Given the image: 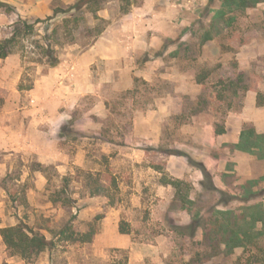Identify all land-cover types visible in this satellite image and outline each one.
Returning a JSON list of instances; mask_svg holds the SVG:
<instances>
[{
    "label": "rangeland",
    "instance_id": "obj_1",
    "mask_svg": "<svg viewBox=\"0 0 264 264\" xmlns=\"http://www.w3.org/2000/svg\"><path fill=\"white\" fill-rule=\"evenodd\" d=\"M76 1L0 0L14 8L0 4V41L19 17L45 20L0 60V115H9L0 118V229L23 224L53 241L23 259L0 233V264H264V225L251 220L264 211V158L213 130L244 110L247 92L224 88L240 73L264 102V3L231 12L225 0H110L68 23L73 39L58 26L51 66L42 59L45 37L66 13L49 27L46 19ZM95 15L109 23L97 38ZM259 110L257 124L243 129L264 133ZM198 163L217 190L202 192ZM165 179L185 181L191 211L207 223L195 236ZM221 190L236 197L228 206ZM227 209L257 237L232 253L210 234L209 219ZM67 227L69 238L59 235Z\"/></svg>",
    "mask_w": 264,
    "mask_h": 264
},
{
    "label": "trees",
    "instance_id": "obj_2",
    "mask_svg": "<svg viewBox=\"0 0 264 264\" xmlns=\"http://www.w3.org/2000/svg\"><path fill=\"white\" fill-rule=\"evenodd\" d=\"M107 1L110 0H78L75 3L69 5L66 9H56L54 11V15L46 19V21H50V23H48V27L55 25L54 23H51V21L56 18L57 14L63 12L66 13V16L61 24L55 25V27L52 29L51 34L46 35L45 45L41 52L43 53L42 59L43 57L47 58L46 63H49L51 66H54L58 63V57L53 45H57L59 43L60 34H57L59 25L66 29L65 31H62V36L65 34V36H69L71 39H73L74 36L71 34L72 29L69 30L70 27L68 26V23L71 22L72 19H74L75 23L79 21V19L81 18L80 13L85 9L91 11L93 14H97V12L104 9V4ZM225 3L229 8V11L236 12L255 7L260 3H264V0H225ZM0 4L6 6L10 10L14 9L13 7L5 3L0 2ZM223 12L224 11H222L220 14L222 15V17H225V13ZM95 18L98 20L99 25L96 32L94 33V36L97 38L108 27L109 23L104 18H101L97 15H95ZM230 20L233 19H229V21ZM43 21L45 20L37 19L31 22L29 20L23 19L22 17H19V19L12 26V35L0 41V60L6 59L11 54H14L15 48L20 42V39L18 38L23 34L25 35L33 32L35 29V25L38 22ZM210 36L211 35L205 37L203 43L210 41ZM206 77L207 74H204L201 77L198 76L197 83L203 84ZM244 82V73H240L237 79L230 80L228 85H226L224 88L225 90L233 91V95L238 96L251 90V88L245 85ZM261 97L262 93L257 92V104L259 106L264 105ZM219 98H223L222 93H219ZM215 132L217 135L223 134L225 133V127L219 124H215ZM233 146L234 149L242 150L248 153L258 152L260 156L264 158V133H258L254 127L246 126L242 130L239 143ZM197 167L203 173V180L201 181L202 192L205 193L217 190L215 181L207 168L201 163H198ZM163 182L164 184L172 185L176 190L173 204H181V208L188 210V212H190L192 216L191 222L188 223L187 226L183 227L188 230L187 234L192 237L195 236L199 228H206L207 223L203 221L202 215H200V211H197L196 213L191 211L192 205L195 204L193 199H191L189 195L184 192L185 188H187L185 181L180 179H165ZM242 188L247 190L248 187L242 186ZM220 192L223 195L221 203H223L224 206H228L230 202H232L233 199L236 198L227 191L221 190ZM221 215V217H217L214 220L209 219V221L213 222L212 228L210 229L212 233L210 234L215 235L214 241H222V243L227 246V248H229V252L232 253L236 248H246L247 244H253L257 240L256 235L249 231L248 228L246 229L245 227H243V225H241L240 223V219L234 218L235 216L233 215V213H230L228 209L224 212H221ZM231 217H233L234 219H232ZM251 220L253 222V225H255L256 223H262L264 225V211L262 209L257 210L256 215H253L251 217ZM246 223H248V221H246ZM249 228L251 229L252 227ZM69 230L70 228L67 227L62 229L58 233L61 236L65 235L67 236V238H69L68 235H66ZM123 232L125 231L123 230ZM0 233L10 253L13 256H19L23 259L36 258L42 252L49 249L53 245V241L48 240V238L44 234L39 231H35L34 229L29 228L23 224L3 227L0 229ZM92 234H90V237ZM259 234H261L264 239V232H261ZM89 240L90 239H88L87 241Z\"/></svg>",
    "mask_w": 264,
    "mask_h": 264
},
{
    "label": "crops",
    "instance_id": "obj_3",
    "mask_svg": "<svg viewBox=\"0 0 264 264\" xmlns=\"http://www.w3.org/2000/svg\"><path fill=\"white\" fill-rule=\"evenodd\" d=\"M172 5L176 6V4H172ZM145 6L152 8L153 5H152V3H147V4H145ZM153 13L154 12H152V14ZM141 14L144 15V16L146 15L144 13V10H143V13H141ZM141 14H140V16H142ZM158 14L159 13L156 12V17L158 16ZM162 16H164V15H161L160 18H163ZM142 42L149 43L147 40L146 41H142V39H135L132 42V44L135 45V46L136 45L137 46H141ZM99 44H100V41L96 44V47H98ZM134 54H135L134 51H132V52L129 51L128 53L126 52L125 54L117 53L115 57L122 58L124 56H130V55L132 56ZM114 55H115V53H113V56ZM246 97H247V99H246L247 103H246V105L244 107L243 112H241L239 114H235V115H233V114L229 115L228 122L225 125V133L217 135L216 132H215V129H213L214 130V134L216 135V137L222 139V141L225 144H229V145L233 146V145L239 143L240 137H241V133H242V130H243V125L245 123L254 122V123L257 124L256 115H258L260 112H262V111H260L261 109L259 110V107H261V106H259L257 104V92L249 91V92H247V96ZM10 102L11 101H7V104L8 103L10 104ZM54 103L55 104H59V103H62V101H55V102L51 101L52 105ZM250 109H254L255 114H249V110ZM7 116H9L7 112H4L3 114H1L0 118H3V120H1V121L4 122L5 119L7 118ZM234 116H237V118L235 119ZM60 118H62V117H60ZM57 119H58L57 117L51 118V123L54 124V123L58 122ZM259 130H262V128L259 127ZM262 131L264 132V129Z\"/></svg>",
    "mask_w": 264,
    "mask_h": 264
}]
</instances>
